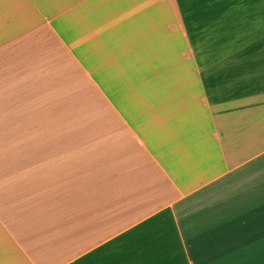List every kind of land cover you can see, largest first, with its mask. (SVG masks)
<instances>
[{"label":"crops","instance_id":"crops-1","mask_svg":"<svg viewBox=\"0 0 264 264\" xmlns=\"http://www.w3.org/2000/svg\"><path fill=\"white\" fill-rule=\"evenodd\" d=\"M0 264H264V0H0Z\"/></svg>","mask_w":264,"mask_h":264}]
</instances>
